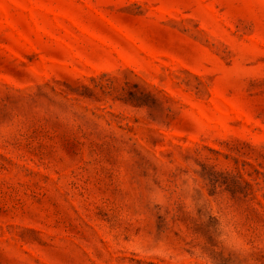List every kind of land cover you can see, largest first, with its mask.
Here are the masks:
<instances>
[{"label": "rangeland", "instance_id": "obj_1", "mask_svg": "<svg viewBox=\"0 0 264 264\" xmlns=\"http://www.w3.org/2000/svg\"><path fill=\"white\" fill-rule=\"evenodd\" d=\"M0 264H264V0H0Z\"/></svg>", "mask_w": 264, "mask_h": 264}]
</instances>
